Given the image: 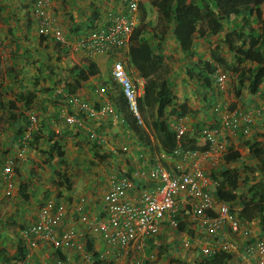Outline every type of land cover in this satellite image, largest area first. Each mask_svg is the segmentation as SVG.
<instances>
[{
  "label": "crops",
  "instance_id": "1",
  "mask_svg": "<svg viewBox=\"0 0 264 264\" xmlns=\"http://www.w3.org/2000/svg\"><path fill=\"white\" fill-rule=\"evenodd\" d=\"M49 1L45 16L38 17L34 13L35 0H0V253L4 250L7 255L13 256L17 247L22 245L26 256L16 264H89L90 257L98 259L106 248L82 217L100 219L103 215L102 197L115 177L125 176L134 182L136 190L130 194L132 199L141 188L152 189L154 185L143 179L142 172L153 166L155 160L142 149L121 116L116 112L113 116L101 112L102 103L105 100L112 103V96L118 93V86L111 78L116 60L124 62L130 76L141 77L131 65L128 50L123 55L100 54L81 45L89 27L95 28L103 23L106 6L98 0ZM151 2L142 0L140 4L144 6L146 22H154L155 27L157 14ZM145 3L152 9L150 14ZM141 17L142 11L139 10L136 29L143 26ZM48 22L63 31L66 43L58 45L51 38L42 39L40 28ZM151 28L146 26L141 35L143 41L154 47L156 39ZM196 29H173L158 53L164 57L168 68L167 78L172 95L186 115L181 121L186 131H195L192 134V138L196 139L195 152L204 155L208 150L202 151L204 141L199 129L219 123L212 111L213 102L229 98L236 103V107L251 110L264 108V95L261 98L260 94L250 95L243 90L242 99L236 102L232 76L222 67L218 68L227 72L228 86L217 95L191 80L188 71L197 70L200 61L213 62V52H217L228 64L233 63L232 55L222 45V36L202 37ZM235 34L232 32L233 38ZM182 39L192 41V57L182 56L178 46ZM89 63L97 69L95 75L87 74ZM80 71L86 72L83 80L77 77ZM76 84H80V88L76 89ZM102 87L107 90L105 95L98 92ZM20 92L33 93V105L25 109L24 103L20 102L17 104L19 110L13 112L8 103ZM82 102L87 103L91 111H80L78 104ZM21 112L27 122L30 117H35L34 126L27 130L36 135L35 148L22 145L15 138L18 126L12 124L9 117L20 113L21 119ZM67 118H73L74 122L68 123ZM262 119L255 122L252 134L258 133ZM24 125L22 119L20 126ZM91 133L97 136L96 141L89 139ZM248 138L229 136V144H233L244 156L247 149L242 141ZM214 157H207L204 163L200 161L208 178L210 171L217 168L221 160L217 157L216 164H212ZM8 159L14 162L10 189L2 173ZM162 162L166 167L171 166L170 159L164 158ZM190 163L198 164L196 161ZM57 173L69 176L70 190L63 187ZM211 184L209 179L207 187L210 191ZM60 205L65 213L56 228L58 232L73 230L75 246L59 253L43 242L29 247L18 232L36 223L43 211L52 215ZM80 206L82 210L78 211ZM250 226L254 237L262 236L256 218ZM193 228L190 226L191 230L186 231L185 237L202 236V232ZM198 255L193 256L194 264L198 262Z\"/></svg>",
  "mask_w": 264,
  "mask_h": 264
},
{
  "label": "built area",
  "instance_id": "2",
  "mask_svg": "<svg viewBox=\"0 0 264 264\" xmlns=\"http://www.w3.org/2000/svg\"><path fill=\"white\" fill-rule=\"evenodd\" d=\"M106 6L103 23L90 29L81 41V45L96 53H120L128 50L129 40L139 24V5L142 0H98ZM49 0H35L34 13L44 17ZM40 35L53 39L57 43H66L63 31L53 23H46L40 28ZM111 78L119 86L128 103L129 111L142 124L138 100L144 95L145 80L132 77L121 59L114 62ZM213 85L219 92L227 89L228 74L217 68L213 76ZM105 95V87L99 89ZM259 95V94H258ZM80 111H91L87 103H79ZM101 112L113 116L115 110L112 103L105 100ZM218 124L215 127H204L200 136L210 148L204 155L186 148L176 149L172 155L161 153L159 158L142 177L151 182L152 189L141 188L134 199L130 196L136 190L134 182L125 177H115L102 197L103 215L100 219L89 220L83 216L90 230L98 235L105 245L104 254L89 258V264H153L157 259L153 239L165 228L178 230L179 214L195 231L201 235L181 238L182 247L193 248L201 258H208L219 250L233 253L234 264H264V239L252 235L251 223H242L230 213L231 204L217 201L208 192L209 178L200 165L209 156H216L212 164L226 151L229 136L234 137L236 131L244 137L251 135L252 127L264 114V108L244 110L240 107L231 109L229 98L217 99L213 107ZM73 123V118H67ZM35 124V117H30L29 131ZM177 138L185 132L186 127L181 120L172 124ZM26 133L28 138L30 133ZM92 141L97 140L95 133L89 135ZM218 157V158H217ZM170 159L171 166L160 162ZM196 161L198 164H191ZM213 167V165H212ZM7 187L12 188L11 178L14 173V162L8 159L2 169ZM82 210V206L78 211ZM234 210L241 211L240 207ZM65 210L60 205L50 215L43 211L39 220L20 230L18 235L26 240L29 247H36L39 242L48 244L53 250L67 251L75 246L74 231L58 232L57 224L64 217ZM193 228V229H194ZM217 238H221L219 241ZM81 245L78 248H81Z\"/></svg>",
  "mask_w": 264,
  "mask_h": 264
},
{
  "label": "trees",
  "instance_id": "3",
  "mask_svg": "<svg viewBox=\"0 0 264 264\" xmlns=\"http://www.w3.org/2000/svg\"><path fill=\"white\" fill-rule=\"evenodd\" d=\"M151 5L157 14L155 27H153L154 22H146L144 6L140 4L139 10L142 11L140 21L143 26L134 30L128 45L131 65L145 80L144 95L138 100L142 124L129 111L128 103L119 86L117 95L112 96L111 101L115 112L122 117L125 125L137 137L142 149L150 153L151 159L156 160L161 153L172 155L178 148L195 152L196 141L192 138L195 131L194 133L186 131L177 138L172 128L173 123L183 120L186 115L172 95L167 78L168 68L164 63V57L158 53L167 36L173 29L194 30V28H197V34L202 37L222 36V45L232 55L233 63L228 64L218 56L217 52H213L211 55L213 62L200 61L197 70L188 71L189 78L198 82L203 89L217 95L216 93L220 92L215 89L212 76L218 67H222L232 76L233 97L236 102L242 99L243 90H247L250 95L260 94L262 98L264 95V5L260 6L256 0H152ZM233 18L239 21H233ZM146 26L152 27L156 39L154 47L142 40L141 34ZM89 28L92 29L94 26ZM227 30L229 32H226ZM231 31L236 33L235 38ZM41 37L47 38L43 35ZM56 44L63 43L56 42ZM178 46L184 58L194 55L190 39L180 40ZM89 65L87 74L95 75L97 69L93 64L89 63ZM85 75L86 72L80 71L77 77L83 80ZM75 88H80V84H76ZM34 99L33 93L20 92L8 103V107L14 112L19 110L17 104L23 102L24 108L29 109ZM214 105L215 102L213 107ZM235 107L236 103L231 102V109ZM20 116L19 113L9 117L11 123L18 126L15 138L22 145L35 148L36 135L30 133L29 137L25 138L30 120L27 122L23 114L21 119ZM261 118H263L259 128L261 133L258 131L256 134L251 133L252 137L251 135L244 137L241 131H236L239 138H251L242 141L247 152L243 156L233 144L227 146L226 151L221 155L218 167L210 171L212 188L208 192L213 194L217 201L230 203V213L242 223H251L256 218L262 231V236L259 238L264 239V116ZM22 119L24 126H20ZM204 127L206 126L199 131ZM209 148V144L204 142L202 151H207ZM56 175L63 187L70 190L72 185L69 176L66 173ZM236 207H240L241 211L234 210ZM179 214L175 217L179 221L178 226H183L184 229L190 228L187 221H182ZM217 240L222 239L217 238ZM160 249L165 253L163 245H160ZM25 256V247L22 245L17 247L13 256L7 255L2 250L0 264H16ZM233 259V253L219 250L208 258H201L197 264H231Z\"/></svg>",
  "mask_w": 264,
  "mask_h": 264
},
{
  "label": "rangeland",
  "instance_id": "4",
  "mask_svg": "<svg viewBox=\"0 0 264 264\" xmlns=\"http://www.w3.org/2000/svg\"><path fill=\"white\" fill-rule=\"evenodd\" d=\"M256 2L260 6L264 5V0H256ZM145 4L146 10L150 14L152 9H150L148 3ZM256 133L257 132H254L253 134ZM257 141L259 142L260 140L257 138ZM187 230L191 229H184L183 226H180L179 229L175 231L173 229L165 228L159 236L153 239L155 242L154 249L157 252L156 264H194L193 261L195 260L193 256L195 254V250L193 248L186 250L181 244V236L182 238L187 236ZM161 235H163V237H161ZM164 244L167 245L165 247V253H163L162 249H160V245ZM173 246L176 248L174 249Z\"/></svg>",
  "mask_w": 264,
  "mask_h": 264
}]
</instances>
